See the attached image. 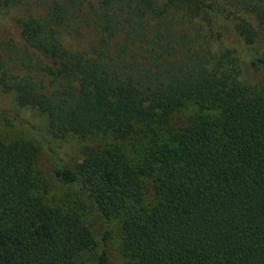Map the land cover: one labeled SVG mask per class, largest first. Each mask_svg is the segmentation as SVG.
<instances>
[{
  "label": "trees",
  "instance_id": "1",
  "mask_svg": "<svg viewBox=\"0 0 264 264\" xmlns=\"http://www.w3.org/2000/svg\"><path fill=\"white\" fill-rule=\"evenodd\" d=\"M0 91L82 142L65 166L16 115L57 177L103 223L127 264H264V0H0ZM246 51L248 81L223 34ZM261 43V46H260ZM186 104L190 107L185 110ZM37 148L0 134V264H78L94 246L79 214L48 203Z\"/></svg>",
  "mask_w": 264,
  "mask_h": 264
},
{
  "label": "rangeland",
  "instance_id": "2",
  "mask_svg": "<svg viewBox=\"0 0 264 264\" xmlns=\"http://www.w3.org/2000/svg\"><path fill=\"white\" fill-rule=\"evenodd\" d=\"M25 5H20L13 9L0 11V34L3 37H13L19 40L17 28L14 24L12 16L14 13H22ZM219 45L216 47H229L233 50L238 58L240 65V78L248 81V75L244 68L246 66V51L237 40L229 32L223 34ZM261 46V43H260ZM189 104L183 107L188 110ZM7 115H16L22 118L31 126L37 127L45 134V117L34 108L19 107L13 101L11 93L0 91V134L5 137L26 139L34 144L37 148V155L33 164V173L36 182L40 187L43 198L52 205H60L63 209L73 210L79 214L82 222L89 227L94 239V246L85 251L81 255V262L78 264H93L98 249L101 247V234L103 223L98 215L95 206L87 197V195L74 183L63 182L54 168L52 157L44 150L42 144L33 134L24 126L17 122L9 120ZM45 137L49 139L48 135ZM49 146L61 158L63 164L73 169L74 163L81 157L82 142L75 141L73 137H65L61 139L50 138ZM104 250L109 264H127L120 250V240L118 235L117 223L107 233L106 244Z\"/></svg>",
  "mask_w": 264,
  "mask_h": 264
}]
</instances>
